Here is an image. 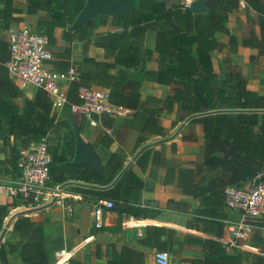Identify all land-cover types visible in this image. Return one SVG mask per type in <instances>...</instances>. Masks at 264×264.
Returning <instances> with one entry per match:
<instances>
[{
  "label": "trees",
  "instance_id": "1",
  "mask_svg": "<svg viewBox=\"0 0 264 264\" xmlns=\"http://www.w3.org/2000/svg\"><path fill=\"white\" fill-rule=\"evenodd\" d=\"M25 1L23 10L16 0H0V32L22 22L21 14L42 11L44 15L37 21L36 29L47 37L48 45H55V33L60 29L66 44L93 43L104 49L106 60L81 57L77 78L69 83L66 102L57 113L42 89H37L34 98L29 99L11 80L4 66L9 58V44L0 38V134L9 149L6 162L14 169L19 149L44 137L52 158L49 165L52 184L74 180L93 185L76 184L72 188L85 195H95V198L113 200L119 214L136 219L153 218L159 211L138 204L145 183L134 173L131 164L126 166V157L109 152L100 170L70 162L75 148L73 123L83 134L86 120L72 113L71 105L82 102L78 97L81 86L106 89L111 104L133 111L128 117V126L137 131L134 151L150 135H161L162 115L174 113L172 125L188 120L189 125L200 126L202 162L175 169L167 162L161 145L158 149L145 147L134 163L141 172L148 167L165 168L164 184L175 183L184 196L193 199L192 208L184 201L173 202L184 211L188 210L186 227L197 232L186 235L187 243L200 247V256L190 259V264H246L242 253L228 250L222 239L223 220L228 218L224 189L230 185L240 186L256 176L264 181V94L248 87L246 78L232 66L230 57L224 58L230 66L223 76L214 71L212 62L213 56L224 47H228L230 53L236 52V36L230 35L227 45H222L216 34L228 32V15L238 6L239 0H204L207 10L200 13H193L184 6V0L170 7L164 0H135L130 14L111 17V24L120 29L118 32L94 37L92 29L105 25L109 16L100 15L90 24L70 29L85 0ZM244 1L257 13V25L241 39V46L257 50L256 55H249V61L256 62L259 56H264V0ZM149 30L156 33L153 49L143 45ZM154 52L158 67L147 69L146 62ZM53 57L61 58L54 63L55 69L68 68V53H53ZM116 66L142 69L145 80L169 86L168 94L164 98L142 97L141 84L129 79L124 69H118L116 74L109 73ZM115 121L113 114L100 116L95 142L110 146L113 138L106 129L113 128ZM191 136L193 134L188 138ZM15 205L4 207L0 204V230L7 206ZM257 222L256 225L264 228V213ZM12 230L21 237L17 250L23 264H51L42 222L19 215L12 223ZM174 233L173 228L147 224L141 242L158 250L165 245L171 248ZM8 247L10 252L15 251L12 244ZM95 256L96 264H140L145 257L143 252L128 246L117 249L114 243L95 245ZM0 258L5 260L2 246ZM248 264H264V254H252Z\"/></svg>",
  "mask_w": 264,
  "mask_h": 264
},
{
  "label": "crops",
  "instance_id": "2",
  "mask_svg": "<svg viewBox=\"0 0 264 264\" xmlns=\"http://www.w3.org/2000/svg\"><path fill=\"white\" fill-rule=\"evenodd\" d=\"M168 7L173 4L181 3L183 0H164ZM18 7L25 10L26 1L16 0ZM204 12V11H203ZM44 15L40 11L36 14H21L23 21L13 25L11 28L20 26H27L33 30L36 29L37 21ZM111 17L105 25H100L92 29V37L96 34H103L106 32H118L120 29L111 24ZM90 24V23H87ZM257 25V13L246 5L244 0H239L238 6L232 10L228 15L226 27L228 32H218L216 39L222 45H227L229 36L234 35L238 40V45L235 53H230L228 47H224L220 52H217L213 58V68L218 76H223L226 72L227 62H224L226 56L230 57V61L247 80L248 87L257 91L259 94H264V56H259L256 62L249 61V55H256L257 50L254 48L242 47L241 39L246 37L251 28ZM10 28V29H11ZM0 32V38L8 41L9 30ZM155 31L149 30L144 36L143 45L153 49L155 45ZM55 45H48L52 53L63 54L68 53L69 58L66 61L80 62L82 56L87 55L96 60H106L104 57V49L99 46L91 44H83L82 42L74 41L71 44H66L61 38V30L58 29L55 33ZM67 50V51H66ZM56 61H61V58L53 57L51 66L54 67ZM57 66V65H55ZM158 67L157 53L154 52L152 57L146 62V68L155 70ZM124 69L127 72L129 79L137 81L141 84L140 93L142 97L157 96L164 98L169 92V86L147 81L144 79V72L140 68H124L116 66L111 68L109 73L116 74L118 69ZM11 78V77H10ZM12 80V79H11ZM16 85L17 83L12 80ZM18 86V85H17ZM98 87V86H92ZM101 88V87H98ZM24 97L32 99L35 96L37 88L28 86L21 89ZM21 101V99H19ZM116 121L113 128L106 129L112 136L113 141L109 147H105L100 143L95 142V136L92 139L82 136L86 142L92 147L96 155L103 163L105 156L109 152L117 153L126 157V166L132 165L134 173L144 181L145 186L140 192L139 205L142 207H153L159 213L153 218L136 219L132 216H125L118 213L117 206L113 209H104L102 215V225L96 227L93 216L91 214L92 203L95 200V195H86L85 197L73 200V212L68 215L63 208L58 204H53L48 207H43L36 210L24 209L20 204L15 206H7L8 211L5 215L4 224L0 230V247L4 249L5 260H1L0 264H23L18 250L21 242L20 234L12 230V223L19 215H26L32 221L42 222L45 230L44 240L46 248L51 257V264L53 263L52 253L55 249L64 248L70 251L69 264H96L98 261L95 256V245H104L114 243L117 249L122 246H128L132 249L143 252L145 257L140 264H190L189 260L200 256V247L187 243L186 235H195L192 229L186 227V221L189 219L188 210L183 207L175 205L173 202H187L192 208L194 206L193 199L184 196L177 188L175 183L165 185L164 175L165 168L163 167H148L145 172H141L135 165L134 159L147 146L158 149L161 145L164 147V156L175 169L179 167H193L196 163L202 162L200 154L202 137L200 134V126L195 125V132L193 129L188 130V120L184 123L177 122L172 125L174 121V114L164 113L161 117L162 134L150 135L148 140L138 148L133 150L137 138V131L128 126V117L133 115V111L113 105ZM60 109L57 110L59 113ZM80 116V115H79ZM82 117V116H80ZM100 122V118H99ZM98 122V125H99ZM182 122V121H181ZM86 123V120H85ZM85 128V126H84ZM191 134L192 138H188ZM1 135V134H0ZM0 138V179L13 174L14 169L6 162L9 149L4 144V136ZM174 144V146H172ZM250 180H247L240 186H246ZM83 184L82 182H79ZM88 186H93L86 184ZM98 187L99 186H94ZM101 188V187H100ZM14 203L12 201H5L0 198V204L6 205ZM235 215L233 212H228L229 218ZM152 224L173 228L175 230L173 237V244L171 248L165 247L162 249L169 253V257L164 262H158L153 259L152 254L158 250L154 247L143 245L141 240L145 236L146 225ZM264 230L261 226L253 227L243 241L239 251L242 253L244 262L248 264L251 260V255L254 253H262L258 247L256 235L260 230ZM233 232V228H225L222 239L227 242ZM264 236V231H262ZM12 244L15 251L10 252L8 244Z\"/></svg>",
  "mask_w": 264,
  "mask_h": 264
},
{
  "label": "built area",
  "instance_id": "3",
  "mask_svg": "<svg viewBox=\"0 0 264 264\" xmlns=\"http://www.w3.org/2000/svg\"><path fill=\"white\" fill-rule=\"evenodd\" d=\"M193 0H184L186 7ZM9 58L4 66L8 74L20 89L33 86L42 89L51 101V107L57 111L66 102V90L69 83L77 78L78 62L70 61L66 70H57L51 66L53 56L48 48L45 35L27 26L11 28L8 33ZM80 104H72V113L84 117L90 126L98 125L90 117L91 113L99 116L114 113V106L109 102L108 91L104 88L81 86L78 90ZM52 161L46 139L31 141L19 149L13 174L0 179V198L20 204L22 208L36 210L53 204L60 205L70 215L73 212V200L86 195L75 191L74 180L61 183L50 182L49 165ZM83 185H85L83 183ZM227 212H233V219L223 220L225 228H233L230 239L225 242L228 250H237L242 246L247 233L256 225L264 213V181L259 176L251 179L246 186L230 185L224 189ZM115 207L111 199L95 198L91 214L96 227L102 225L104 209ZM52 264H69L70 251L55 249ZM153 259L164 262L168 259L167 251H154Z\"/></svg>",
  "mask_w": 264,
  "mask_h": 264
},
{
  "label": "water",
  "instance_id": "4",
  "mask_svg": "<svg viewBox=\"0 0 264 264\" xmlns=\"http://www.w3.org/2000/svg\"><path fill=\"white\" fill-rule=\"evenodd\" d=\"M134 3L135 0H85L83 8L79 11L75 20L70 25V29L74 30L83 23H91L95 17L100 15H128L133 9ZM189 8L193 13H200L207 10L204 0H193ZM90 117L99 121V116L95 113H91ZM73 131L75 136V148L70 162L73 164H86L96 170H100L102 168L101 160L92 147L86 142L76 123H73ZM1 137L0 135V138Z\"/></svg>",
  "mask_w": 264,
  "mask_h": 264
},
{
  "label": "rangeland",
  "instance_id": "5",
  "mask_svg": "<svg viewBox=\"0 0 264 264\" xmlns=\"http://www.w3.org/2000/svg\"><path fill=\"white\" fill-rule=\"evenodd\" d=\"M172 114H174V113H172ZM185 121H182V122H180L181 124L182 123H184ZM195 125L193 126H188V130L187 131H190V129H193L194 131L193 132H195ZM97 129H99V125H96V126H90L87 122L85 123V131H84V136H86V138H88V139H92L94 136H96L97 135V133H98V131L99 130H97ZM235 217V215H231V219H233ZM262 218V216L259 218V219H261ZM258 219V220H259ZM257 224H258V222H257ZM258 226V225H257ZM260 230V233H258V235H256V237H258V239H257V243H258V247L262 250V251H264V236L262 235V231H264V230H261V229H259ZM245 258V257H244ZM246 259V258H245Z\"/></svg>",
  "mask_w": 264,
  "mask_h": 264
}]
</instances>
